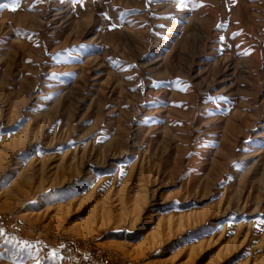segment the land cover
Wrapping results in <instances>:
<instances>
[{
  "label": "rangeland",
  "instance_id": "1",
  "mask_svg": "<svg viewBox=\"0 0 264 264\" xmlns=\"http://www.w3.org/2000/svg\"><path fill=\"white\" fill-rule=\"evenodd\" d=\"M3 4L0 264H264V0Z\"/></svg>",
  "mask_w": 264,
  "mask_h": 264
},
{
  "label": "snow or ice",
  "instance_id": "2",
  "mask_svg": "<svg viewBox=\"0 0 264 264\" xmlns=\"http://www.w3.org/2000/svg\"><path fill=\"white\" fill-rule=\"evenodd\" d=\"M152 0H149V3H151ZM157 2H162V0H157ZM20 3V0H12V4H11V10L14 12L17 10V5ZM9 5L8 4H3L0 5V8H8ZM219 27V26H218ZM239 35V33H233V37ZM221 40L225 39V37H220ZM247 54V53H245ZM116 63V62H113ZM134 67V66H133ZM129 80L133 79L132 77H128ZM177 86L179 87L180 82L177 81ZM187 85L184 86L183 89L186 91L187 90ZM135 90V89H133ZM236 166H239V164H237ZM121 175H124L123 171H121ZM0 237H4V230L2 228H0ZM11 244V241L8 240L7 238H4L2 241V246L4 248V252H0V261L3 260L4 255L9 251L8 246ZM21 252H27L28 251V246H25L24 248L20 249ZM32 259L35 260V264H45V261H52L53 264H55V262L57 260H63L64 257L63 256H58L56 252H52L50 255H45V261H41L39 258V255H37L36 257H32Z\"/></svg>",
  "mask_w": 264,
  "mask_h": 264
},
{
  "label": "trees",
  "instance_id": "3",
  "mask_svg": "<svg viewBox=\"0 0 264 264\" xmlns=\"http://www.w3.org/2000/svg\"><path fill=\"white\" fill-rule=\"evenodd\" d=\"M5 224H6V221L4 220L0 221L1 227L5 226ZM58 245L62 247L63 249H68L72 244L69 240H63V241L58 242Z\"/></svg>",
  "mask_w": 264,
  "mask_h": 264
},
{
  "label": "built area",
  "instance_id": "4",
  "mask_svg": "<svg viewBox=\"0 0 264 264\" xmlns=\"http://www.w3.org/2000/svg\"><path fill=\"white\" fill-rule=\"evenodd\" d=\"M88 252H90V251H87V252H85L84 250L81 251L82 256H81V258H80V260H79L80 263H90L89 260L87 261V259H86V260L84 259V257L87 256L86 254H87ZM82 257H83V258H82Z\"/></svg>",
  "mask_w": 264,
  "mask_h": 264
}]
</instances>
